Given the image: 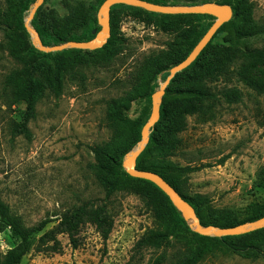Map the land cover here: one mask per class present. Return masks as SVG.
<instances>
[{
  "label": "rangeland",
  "instance_id": "1",
  "mask_svg": "<svg viewBox=\"0 0 264 264\" xmlns=\"http://www.w3.org/2000/svg\"><path fill=\"white\" fill-rule=\"evenodd\" d=\"M27 1L37 0H0V198L26 226L49 218L53 221L46 230L50 229L77 207L94 203L104 208L101 216L113 229L105 242L94 225L77 218L74 243L68 233H61L57 245L38 246L41 233L37 234L23 247L20 264H184L196 256L197 264H264V227L229 239L232 247H240L236 250L212 239L223 236L199 240L202 234L184 218L186 224L159 245L135 249L142 236L165 229L173 202L148 184L126 180L124 162L142 137L113 120V103L131 99L126 117L146 124L153 110L149 94L161 87L170 69L186 57L190 42L216 17H170L117 4L111 9L112 44L109 38L94 50L67 47L45 52L25 26L33 7L24 9ZM104 1L45 0L37 25L46 40H59L48 46L66 43L72 36H90V30L95 37L102 29L98 16ZM228 1L236 6L232 21L215 33L196 65L172 78L168 95L162 97L167 117L152 126L139 155L141 161L152 163V138L171 128L190 104L207 103L177 91L218 87L238 93L222 100L213 112L185 114L181 145L169 156L181 167H199L168 175L187 195L207 197L197 215L204 226L217 228L227 227L215 223L254 222L249 219L264 205V187L258 180L264 168V67L257 65L240 76L239 63L232 58L247 48L264 46V32H259L264 28V0ZM53 15L59 18L55 21ZM13 39L37 51L16 57L10 52ZM107 143L114 145L119 159L123 156L122 165L115 164L123 179L118 183L89 166L95 162L91 147ZM19 244L9 228L0 232V262Z\"/></svg>",
  "mask_w": 264,
  "mask_h": 264
},
{
  "label": "trees",
  "instance_id": "2",
  "mask_svg": "<svg viewBox=\"0 0 264 264\" xmlns=\"http://www.w3.org/2000/svg\"><path fill=\"white\" fill-rule=\"evenodd\" d=\"M154 3L159 4H165V5H196V4H205L209 3L210 0H148ZM35 3V2H34ZM34 3H30V1H27L23 3L24 9L29 10ZM226 4H229L233 8V15L236 14V6L232 5L228 0L224 2ZM117 5V4H115ZM118 5H126V4H118ZM114 6V5H113ZM39 9L37 10L35 14V18L32 21V24L34 25L35 29L39 32L43 44L44 45H50L51 42H54L57 44L59 40L56 38V36H52L51 38H54L53 41L46 40V37L44 36V30L40 28L37 25L36 19L38 18ZM170 17H196V18H204L208 16H213L210 14H201V13H181V14H165ZM59 18L56 15H53V19L55 21ZM22 22V18L20 20ZM232 21V18L229 20ZM228 21V22H229ZM114 22L113 16L111 15V37L108 41V44H112V39L114 36V29L112 28V23ZM56 23V22H55ZM227 23V22H226ZM226 23H224L221 27H223ZM58 24V23H57ZM213 24H210L205 30L198 33L196 37L190 42V48L186 55V57L191 53V51L194 49V47L198 44V42L202 39V37L205 35V33L209 30V28ZM220 27V28H221ZM219 28V29H220ZM218 29V30H219ZM259 32H264V28H262ZM88 35L90 36H84V37H78V36H72L68 38V41H84V40H90L94 38L92 30L88 32ZM67 41V42H68ZM209 45V43L206 45V47ZM205 47V48H206ZM35 50L34 48L27 47L22 41L18 39H13L10 44V52L12 55L18 57L23 51L27 50ZM76 51L77 49H73ZM48 54V53H45ZM201 54V53H200ZM200 54L198 57L188 66H194L197 63V60L200 57ZM185 57V58H186ZM184 58V59H185ZM233 62L239 63V69H238V75L242 76L247 70L256 67L257 65H261L264 67V46L261 47H251L247 48L242 53L234 54L233 55ZM182 59V61L184 60ZM61 85H58L60 87ZM155 92V91H154ZM149 94L150 101L152 102V94ZM177 92H190L195 95L196 98H200L204 101H206L205 106H200L197 104H190L186 110L178 116V119L174 121L173 126L163 132L162 135L158 137H153V150L155 159L152 163L147 164L142 158L141 161V155L137 159V167L139 166V169L142 170H150L154 171L161 176L165 178L178 192L179 194L186 199L189 203H191L196 213L198 214L202 210L203 202L207 199L204 195L196 194L194 196L187 195L180 182L174 181L168 173L170 171L173 172H183V171H191V170H197L199 167H192L190 165L181 167L180 165L175 164L174 162L169 160V156L180 147L182 138L179 136V133L183 129V125L185 122V114H195L198 112H204L209 113L213 112L216 106L223 105L222 100L229 101V98L231 95L237 96L238 93L234 92L231 93L230 91L222 88L215 87V89H200V88H193V89H187V90H179ZM168 95V91L166 90V93L164 97ZM239 96V95H238ZM131 99H124V100H116L113 103V107L117 110L116 114L113 117L114 121H118L119 123H122L129 129L133 131H137L140 137H142V128L145 124L141 123L138 120L130 119L129 117H126L125 111L129 110L131 107ZM167 113L166 109L163 103H161V115L160 118H166ZM92 150L95 153V162L91 163L89 166L90 168L97 172L98 174H102L107 176L112 180L113 183H118L122 181V178H119L116 170H115V164L118 161L120 165H122V159L123 156L119 159V155L112 144H104V145H96L91 147ZM124 175L127 176L126 180L128 182H137L139 185L148 184L150 185V188H152L153 191H158L162 195L166 196V193L161 190L155 183L143 179V178H137L131 176L129 173L124 172ZM123 176V175H121ZM258 180L260 184L264 187V168L258 173ZM104 212V208L98 207L94 203H85L79 207L76 208V210L73 212L72 215H64L59 223L55 225L54 227L47 229L49 223L53 221V219L45 218L39 221L37 224L33 226H26L24 224V220L21 216L13 213L10 205L6 203L4 200L0 198V232L5 231L7 228L10 229L11 234L20 239V244L16 247H13L9 249L2 257V261L0 264H20L23 256L25 255L26 249L23 248L26 245L30 243V241L34 238L35 235L40 234L39 240H38V246H43L48 243H54L55 245L58 244V235L61 233H68L72 239V242H75V239H73V227L74 222L76 219H82L85 222H88L95 226L98 232L102 235L104 241L106 242L113 229L112 222L108 221L106 218L102 217L101 214ZM170 212H171V218L167 220L165 229L163 230H155L150 231L149 233L142 236L135 244V249L141 250L145 246L148 245H159L163 240H165L168 236H170L175 230L178 229L179 226L185 225L186 220L183 217V214L178 208L171 203L170 204ZM222 213V212H221ZM225 213V212H224ZM264 216V205H259L258 213L256 216L250 218L249 220H257ZM202 222V220H201ZM218 226L221 227H229L236 224V222H221V223H215ZM199 240L205 241L208 239H211L210 236L206 235H199ZM240 236L236 235H229V236H223V237H214L212 239L224 243V245L229 246V248H234L236 250H240V247H232V243H230L229 239L231 238H239ZM200 260L199 256L192 257L189 260L185 261L184 264H197Z\"/></svg>",
  "mask_w": 264,
  "mask_h": 264
},
{
  "label": "water",
  "instance_id": "3",
  "mask_svg": "<svg viewBox=\"0 0 264 264\" xmlns=\"http://www.w3.org/2000/svg\"><path fill=\"white\" fill-rule=\"evenodd\" d=\"M45 0H37L25 22V26L32 35L36 37L39 48L45 52H55L63 50L67 47L79 48V49H97L102 47L108 39L111 37V9L115 4H127L144 8L149 11L163 13V14H181V13H201L210 14L216 17L215 22L205 33L202 39L194 47L191 53L179 64L170 69V74L161 85V87L152 94L153 110L149 121L142 128V139L139 146L129 155L125 162L124 167L126 171L133 177L143 178L155 183L161 190H163L172 200L173 204L180 210L183 217L186 220L192 221L194 229L202 235H239L255 229L264 227V217L257 219L249 224H242L227 228H217L212 226H204L196 213L194 206L184 199L179 192L160 174L150 171L142 170L137 167V159L139 155L145 149L148 143L150 130L155 125L161 115V103L162 97L166 92L172 78L183 69L187 68L206 47V45L213 38L218 29L233 17V8L229 4H196V5H165L154 3L148 0H105L101 6L102 15L98 16V22L102 26V29L96 34V36L87 41H68L59 45L47 46L43 44V41L38 31L31 25L37 10L44 3Z\"/></svg>",
  "mask_w": 264,
  "mask_h": 264
}]
</instances>
